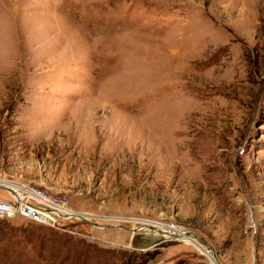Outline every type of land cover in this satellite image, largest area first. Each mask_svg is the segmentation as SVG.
I'll return each instance as SVG.
<instances>
[{"label":"rangeland","instance_id":"374dc122","mask_svg":"<svg viewBox=\"0 0 264 264\" xmlns=\"http://www.w3.org/2000/svg\"><path fill=\"white\" fill-rule=\"evenodd\" d=\"M0 185L77 214L0 264H264V0H0Z\"/></svg>","mask_w":264,"mask_h":264},{"label":"built area","instance_id":"2783aa9c","mask_svg":"<svg viewBox=\"0 0 264 264\" xmlns=\"http://www.w3.org/2000/svg\"><path fill=\"white\" fill-rule=\"evenodd\" d=\"M0 189H4V187L0 186ZM4 190L8 192L10 197L7 199L0 198V219L2 220L24 218L43 225L56 227L58 218L76 217V214L74 215L69 210L65 200L51 198L35 187L25 188L17 186L15 192L7 188ZM174 237H181V234L175 233L172 238Z\"/></svg>","mask_w":264,"mask_h":264},{"label":"bare ground","instance_id":"6f19581e","mask_svg":"<svg viewBox=\"0 0 264 264\" xmlns=\"http://www.w3.org/2000/svg\"><path fill=\"white\" fill-rule=\"evenodd\" d=\"M2 181V180H1ZM4 184H6V183H4ZM0 186H2V187H4V185H0ZM6 187V186H5ZM9 187V186H8ZM8 187H6L7 189H8ZM12 188H9L10 190H13V192H15L16 190H17V187H13V186H11ZM75 215V214H74ZM77 215V214H76ZM75 215V216H76ZM77 217V216H76ZM163 233H166V235L168 236V235H173V234H175V232H173V231H170V230H164V232ZM166 236V237H167ZM181 238L182 239H185L186 238V236H185V233H182L181 234ZM187 242L189 243V244H191V245H193V246H195V247H198L199 245L196 243V241L195 240H191V239H188L187 240ZM205 254H206V256H207V253H206V251L204 252ZM209 253V252H208ZM209 255V254H208Z\"/></svg>","mask_w":264,"mask_h":264},{"label":"water","instance_id":"95a60500","mask_svg":"<svg viewBox=\"0 0 264 264\" xmlns=\"http://www.w3.org/2000/svg\"><path fill=\"white\" fill-rule=\"evenodd\" d=\"M81 220H83V221H85V222H88V223H90V221L88 220V219H86V218H84V217H79ZM189 235H191V234H189Z\"/></svg>","mask_w":264,"mask_h":264}]
</instances>
